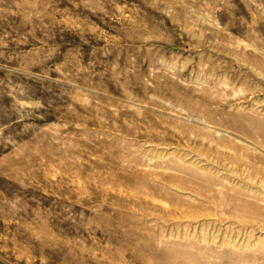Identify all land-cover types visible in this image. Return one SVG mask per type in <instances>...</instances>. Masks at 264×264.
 <instances>
[{"label": "rangeland", "instance_id": "rangeland-1", "mask_svg": "<svg viewBox=\"0 0 264 264\" xmlns=\"http://www.w3.org/2000/svg\"><path fill=\"white\" fill-rule=\"evenodd\" d=\"M0 264H264V0H0Z\"/></svg>", "mask_w": 264, "mask_h": 264}]
</instances>
